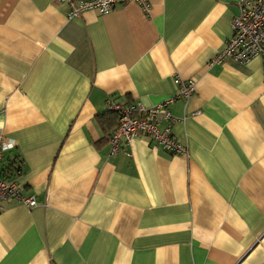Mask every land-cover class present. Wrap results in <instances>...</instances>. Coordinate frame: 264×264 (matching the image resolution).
I'll return each instance as SVG.
<instances>
[{
    "label": "crops",
    "instance_id": "obj_1",
    "mask_svg": "<svg viewBox=\"0 0 264 264\" xmlns=\"http://www.w3.org/2000/svg\"><path fill=\"white\" fill-rule=\"evenodd\" d=\"M149 1L0 0V172L21 162L38 202L0 204V264H264V58L213 64L239 0ZM177 77L187 153L146 134L112 153L108 101L157 105Z\"/></svg>",
    "mask_w": 264,
    "mask_h": 264
},
{
    "label": "built area",
    "instance_id": "obj_2",
    "mask_svg": "<svg viewBox=\"0 0 264 264\" xmlns=\"http://www.w3.org/2000/svg\"><path fill=\"white\" fill-rule=\"evenodd\" d=\"M70 6L68 16L78 17L89 10L101 13L113 11L117 5L134 1L141 5L145 13H150L149 0H58ZM233 36L226 47L213 60L223 63L227 58L240 62H249L256 57L264 58V0H239L238 14L231 23ZM180 89L173 97L163 102L146 106L143 103L124 104L114 99L108 101V113L118 116L117 126L111 135L112 153L117 152L125 140L131 144L138 136L148 135L159 146L173 154L187 153V148L179 143L171 133L174 117L170 105L180 98H189L195 86V81L176 78ZM162 120L167 121V126L160 127ZM15 143L0 135V162L5 150L14 147ZM20 176L6 178L0 172V204L4 201L21 203L28 208L35 207L38 202L35 195H25L23 186L18 182Z\"/></svg>",
    "mask_w": 264,
    "mask_h": 264
},
{
    "label": "trees",
    "instance_id": "obj_3",
    "mask_svg": "<svg viewBox=\"0 0 264 264\" xmlns=\"http://www.w3.org/2000/svg\"><path fill=\"white\" fill-rule=\"evenodd\" d=\"M110 114H114L117 118V121H118V116L115 113H110ZM22 169L23 168H22L21 162H20V164L17 162H13L8 166V168L5 170V172L3 174L6 178H13L16 175L17 176L22 175L23 174Z\"/></svg>",
    "mask_w": 264,
    "mask_h": 264
}]
</instances>
